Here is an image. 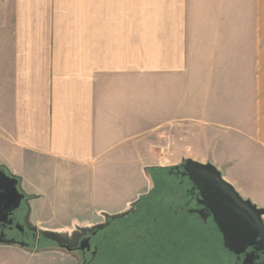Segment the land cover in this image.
Masks as SVG:
<instances>
[{
	"label": "crops",
	"instance_id": "obj_1",
	"mask_svg": "<svg viewBox=\"0 0 264 264\" xmlns=\"http://www.w3.org/2000/svg\"><path fill=\"white\" fill-rule=\"evenodd\" d=\"M174 136L264 210V0H0V164L44 224L51 179L176 168L142 160Z\"/></svg>",
	"mask_w": 264,
	"mask_h": 264
},
{
	"label": "rangeland",
	"instance_id": "obj_2",
	"mask_svg": "<svg viewBox=\"0 0 264 264\" xmlns=\"http://www.w3.org/2000/svg\"><path fill=\"white\" fill-rule=\"evenodd\" d=\"M255 8L254 4V19ZM175 126H173V129L176 130V133H179V127ZM165 140L166 137H161L155 151L142 153V160L148 164L167 165L168 167H175L176 165L179 167L180 164H183L185 151L183 152L179 147V137L174 136L168 139L167 142ZM170 143L172 148H168ZM12 165L17 169H21L17 160ZM174 169L153 168L145 171L142 169L141 175L136 176L135 171L126 170L120 166L109 168L106 169L107 183H102L99 179H93L91 182L87 181L86 183L85 179H78L77 181L71 176L67 177L64 182L53 183L51 179V182H47L49 183L47 189H49L54 201L49 202L51 209V214H49L55 213V216L49 214L48 217L45 216L43 226L45 229L58 230L57 232L63 237L82 229L89 230L104 223L105 218L120 217L129 212L133 203L149 191L151 192V198L148 203L152 204L154 210L163 212L164 209L170 208L172 214L174 211L179 212V208L185 202V187L179 184V178L169 174ZM125 173L130 174V178H125ZM35 180L37 181L36 177L29 180L31 187L37 185ZM22 185L25 191L28 192L27 184L23 180ZM234 190L244 199L235 188ZM137 192L139 196L135 197ZM253 194L257 195L258 193L253 192ZM30 195L36 197L34 194ZM130 199L131 204L127 206L126 202ZM155 217L156 214L154 213L148 217L142 215L140 217L128 216L114 221L109 228L113 235V249L119 251H122V248L132 249L137 239L141 241V244H139L141 249L132 256L123 257L117 262L109 261V263H106L97 260L93 264H236L234 256L224 249L221 235L213 225L201 226L200 229L192 227L188 224L185 214L182 212L172 215V229L169 232L167 230V232L161 233L164 241L161 244L151 245L153 251L155 250L154 254L149 253L148 249L145 253L142 250L144 247L142 242L146 243L151 240L150 229L153 231L151 236L155 232L158 235L155 231V226H157ZM134 226L136 227L134 228ZM153 226L155 228H152ZM165 240L169 241L165 243ZM54 251L41 253L40 250L35 255L30 253L27 260L21 263H17L14 253H11L10 258L13 261L10 264H81L78 255L68 254L59 249ZM169 253L171 257H167ZM148 256H156L155 261H153V258L146 260ZM157 258H161V260Z\"/></svg>",
	"mask_w": 264,
	"mask_h": 264
},
{
	"label": "flooded vegetation",
	"instance_id": "obj_3",
	"mask_svg": "<svg viewBox=\"0 0 264 264\" xmlns=\"http://www.w3.org/2000/svg\"><path fill=\"white\" fill-rule=\"evenodd\" d=\"M182 165L169 172L172 176L179 178V184L185 187V202L179 208V212L174 211L173 214L182 212L185 214L188 224L197 229L211 224L218 231L208 208V206H212V201H204L201 198V190L195 187L188 176L184 174ZM150 194L149 191L147 196L140 197L133 203L129 212L120 217L105 218V222L95 228L82 229L63 237L56 229L44 228L42 215L34 204L38 198L28 194L23 188L21 178L13 175L0 164V264L12 263L11 253H14L16 262L21 263L27 260L30 253L35 255L40 250L41 253L55 252L56 249L78 255L81 264H93L97 260L106 263L109 261L117 262L123 257L132 256L136 251H139L141 241L137 239L132 249L126 250V248L121 247L122 251L114 250L112 247L113 235L109 231L112 223L128 216L140 217L142 215L148 217L155 213L157 226L152 228H155L158 235L155 232L151 236L153 231L150 229L151 240L146 243L142 242L144 244L142 250L145 253L148 251L154 254L155 250L153 251L151 245L161 244L164 241L161 233L167 232V230L169 232L172 229L171 218L173 214L170 208L164 209L163 212L154 210L152 204L148 203L151 198ZM262 221L264 226V216ZM168 241L165 240V243ZM169 256L171 257L170 253L167 254V257ZM233 256L236 262V256ZM149 258H153L155 261L156 256H148L146 260ZM157 259L161 260V258ZM243 261L245 264H264V245L247 248L241 254L240 262L237 264H242Z\"/></svg>",
	"mask_w": 264,
	"mask_h": 264
},
{
	"label": "water",
	"instance_id": "obj_4",
	"mask_svg": "<svg viewBox=\"0 0 264 264\" xmlns=\"http://www.w3.org/2000/svg\"><path fill=\"white\" fill-rule=\"evenodd\" d=\"M182 166L184 174L201 190V198L212 201L210 214L224 249L236 256V264L247 248L264 245L263 209L242 199L212 165L186 160Z\"/></svg>",
	"mask_w": 264,
	"mask_h": 264
},
{
	"label": "trees",
	"instance_id": "obj_5",
	"mask_svg": "<svg viewBox=\"0 0 264 264\" xmlns=\"http://www.w3.org/2000/svg\"><path fill=\"white\" fill-rule=\"evenodd\" d=\"M162 233H165V232H162Z\"/></svg>",
	"mask_w": 264,
	"mask_h": 264
}]
</instances>
